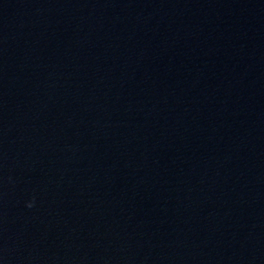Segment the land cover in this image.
Instances as JSON below:
<instances>
[{
	"label": "water",
	"instance_id": "obj_1",
	"mask_svg": "<svg viewBox=\"0 0 264 264\" xmlns=\"http://www.w3.org/2000/svg\"><path fill=\"white\" fill-rule=\"evenodd\" d=\"M0 264H264V0H0Z\"/></svg>",
	"mask_w": 264,
	"mask_h": 264
},
{
	"label": "clouds",
	"instance_id": "obj_2",
	"mask_svg": "<svg viewBox=\"0 0 264 264\" xmlns=\"http://www.w3.org/2000/svg\"><path fill=\"white\" fill-rule=\"evenodd\" d=\"M30 206V205H29Z\"/></svg>",
	"mask_w": 264,
	"mask_h": 264
}]
</instances>
